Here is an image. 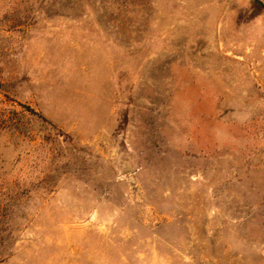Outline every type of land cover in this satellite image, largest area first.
<instances>
[{
	"label": "rangeland",
	"instance_id": "obj_1",
	"mask_svg": "<svg viewBox=\"0 0 264 264\" xmlns=\"http://www.w3.org/2000/svg\"><path fill=\"white\" fill-rule=\"evenodd\" d=\"M0 264H264V0H0Z\"/></svg>",
	"mask_w": 264,
	"mask_h": 264
}]
</instances>
